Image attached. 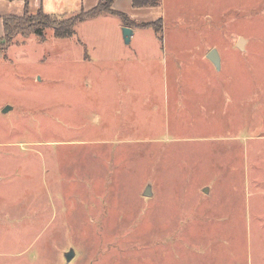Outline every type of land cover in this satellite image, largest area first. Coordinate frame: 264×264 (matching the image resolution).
Here are the masks:
<instances>
[{
	"label": "rangeland",
	"instance_id": "374dc122",
	"mask_svg": "<svg viewBox=\"0 0 264 264\" xmlns=\"http://www.w3.org/2000/svg\"><path fill=\"white\" fill-rule=\"evenodd\" d=\"M159 8L160 46L132 20L125 44L108 14L67 39L0 37V264H264V0Z\"/></svg>",
	"mask_w": 264,
	"mask_h": 264
},
{
	"label": "trees",
	"instance_id": "16d2710c",
	"mask_svg": "<svg viewBox=\"0 0 264 264\" xmlns=\"http://www.w3.org/2000/svg\"><path fill=\"white\" fill-rule=\"evenodd\" d=\"M115 0H99L97 5L88 12L81 11L78 15L67 19L58 20L52 18L50 15L43 12L41 8L34 11L30 10L29 3L24 0V12L22 17L15 16H3V41L8 44L12 39L17 36L34 35L37 38H44V30L51 28L54 32V36L57 39H67L73 36L74 28L78 23L85 20L94 19L103 14H108L119 18L123 26L133 27L134 23L119 12L112 10V5ZM134 8H152L157 7L160 4V0H131ZM144 28H152L156 33L161 30V22L144 24Z\"/></svg>",
	"mask_w": 264,
	"mask_h": 264
},
{
	"label": "crops",
	"instance_id": "0c3cea01",
	"mask_svg": "<svg viewBox=\"0 0 264 264\" xmlns=\"http://www.w3.org/2000/svg\"><path fill=\"white\" fill-rule=\"evenodd\" d=\"M29 2H30V6L32 8H35V9L41 8L43 10V0H29ZM98 2H99V0H96L95 3L92 5V7H89V8L81 7V9L84 12L90 11L91 9H93L97 5ZM160 2H161V0H160ZM22 3H24L23 0H17V1L16 0H13V1L8 0L6 8L8 9V8H11V7H16L17 9H16V11H5V10L1 11L0 10V27H2L1 17H3V16L15 15V16L21 17V13L22 12L20 11V9H21ZM121 3H125V5H127V3H130V5H128L129 8H125L124 9L121 6L122 5ZM159 6H160V4H159ZM159 6L152 7V8H134L132 6V1L131 0H115L114 3H113L112 8H113V10L115 12H119L121 14H125V15H127L129 17L130 20L136 21V22H139V23L140 22H145V23L161 22V29H162L163 21L166 18V14L163 11V9L159 8ZM43 12H44V10H43ZM44 13H46V12H44ZM46 14H49V13H46ZM121 27H127V26H123V24H122ZM128 28H131L132 31H133V34H132V36L130 38V41H129V44H131L133 42V40L135 39V37H136V31L138 29L137 28H133V27H128ZM160 32H161V30H160ZM159 33H156L157 35L155 34L156 35L155 36L156 37L155 40L157 41V43L160 46V42L163 43L164 41L162 40L161 36H158ZM2 36H3V27H2V33L0 34V37H2ZM178 41L184 42V44H188V42L192 41V38H190V36H187V35H181V36H179ZM154 43H156V42H154ZM185 50L186 49H184L183 52ZM209 50L210 49H207L202 54L203 59L205 61H207L211 65V66L209 65L207 67V72L210 70L211 67H213L215 70H217L214 67V65L211 63V61L207 58L209 53H210V52L208 53ZM189 52L190 51L186 50L184 53L187 54ZM132 53L135 54V52H132ZM154 53H157V50L152 52V54H154ZM185 54H178V55L182 57V56H185ZM217 55H218V53H217ZM131 56L132 55H129L126 58H128V60H130L133 57V56L132 57ZM197 56H201V55H197ZM205 56H207V57H205ZM218 57H219V55H218ZM180 60L182 61L183 64H185V61L182 58H180ZM219 65H220V58H219ZM172 67L173 68H170V71L185 72V73H190V72H192L193 68H195V67H192L190 65L189 66L173 65Z\"/></svg>",
	"mask_w": 264,
	"mask_h": 264
},
{
	"label": "water",
	"instance_id": "95a60500",
	"mask_svg": "<svg viewBox=\"0 0 264 264\" xmlns=\"http://www.w3.org/2000/svg\"><path fill=\"white\" fill-rule=\"evenodd\" d=\"M133 34V31L131 28H128V27H123L122 28V38H123V41L125 44H129V41H130V38ZM244 40L240 39L239 42H238V46L239 48H242V44H243ZM211 63L214 65V67L219 70L220 68V65H219V57L217 55V52L216 50H211L208 57H207ZM8 110H10V108H5L2 113H6ZM208 190L206 189L205 192H207ZM152 195V192H151V187L150 185H148L144 192H143V196L144 197H149ZM75 253H74V250L73 249H70L68 250L67 252H65L63 254V257L65 259V262L66 263H69L71 261V259L74 257Z\"/></svg>",
	"mask_w": 264,
	"mask_h": 264
}]
</instances>
